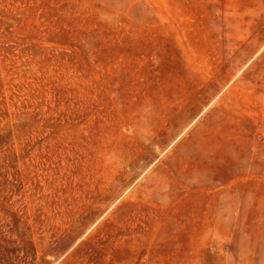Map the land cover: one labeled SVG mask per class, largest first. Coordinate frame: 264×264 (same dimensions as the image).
I'll return each mask as SVG.
<instances>
[{
  "label": "rangeland",
  "instance_id": "374dc122",
  "mask_svg": "<svg viewBox=\"0 0 264 264\" xmlns=\"http://www.w3.org/2000/svg\"><path fill=\"white\" fill-rule=\"evenodd\" d=\"M0 264H264V0H0Z\"/></svg>",
  "mask_w": 264,
  "mask_h": 264
}]
</instances>
